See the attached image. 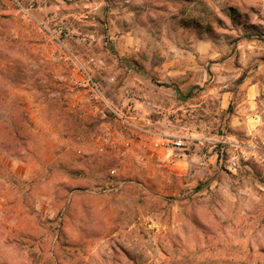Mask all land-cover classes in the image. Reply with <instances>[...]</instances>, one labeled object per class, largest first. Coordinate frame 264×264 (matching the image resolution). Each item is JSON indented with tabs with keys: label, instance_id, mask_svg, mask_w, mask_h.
<instances>
[{
	"label": "rangeland",
	"instance_id": "374dc122",
	"mask_svg": "<svg viewBox=\"0 0 264 264\" xmlns=\"http://www.w3.org/2000/svg\"><path fill=\"white\" fill-rule=\"evenodd\" d=\"M0 264H264V0H0Z\"/></svg>",
	"mask_w": 264,
	"mask_h": 264
},
{
	"label": "crops",
	"instance_id": "0c3cea01",
	"mask_svg": "<svg viewBox=\"0 0 264 264\" xmlns=\"http://www.w3.org/2000/svg\"><path fill=\"white\" fill-rule=\"evenodd\" d=\"M191 56L194 57V53L191 52ZM192 60V58H191ZM193 61V60H192ZM173 63V62H172ZM176 63V62H175ZM171 63L164 64L160 67H153L157 71H166L167 75L171 74L172 76L181 75L182 73H187V81L181 82L179 89L184 88L194 90L193 87L198 85L199 75L197 74V66L193 63H189L188 66H185L181 69L173 68ZM164 73V72H163ZM256 83H249L246 86V94L240 100L232 99V92L223 91L221 94V99L219 100V105L222 109H226L231 106V110L227 116V129L225 134L222 136L225 140L222 143L227 144L230 148H235L236 150H242L243 148H254L253 147V138L258 137V132L260 130V120L261 113L259 112V99H257V88ZM163 88L162 86H159ZM164 89H170L169 86L164 87ZM163 93V91H160ZM165 92V91H164ZM189 93H187L188 95ZM149 95H152L149 92ZM134 101L137 102L136 98ZM197 101V100H196ZM201 101L194 102L192 106H199ZM151 104V103H150ZM152 105V104H151ZM181 108V107H180ZM160 121H153V123H158ZM159 135V134H158ZM249 138L248 144H246L241 137ZM256 148V147H255ZM254 148V149H255Z\"/></svg>",
	"mask_w": 264,
	"mask_h": 264
},
{
	"label": "built area",
	"instance_id": "2783aa9c",
	"mask_svg": "<svg viewBox=\"0 0 264 264\" xmlns=\"http://www.w3.org/2000/svg\"><path fill=\"white\" fill-rule=\"evenodd\" d=\"M90 86L94 90H98V85L94 80H90ZM114 113L116 120L118 121L120 127L127 131L129 134L138 133L139 135L144 136H153L154 132L149 126L141 125L136 122L137 116L135 108L131 105H128L125 108H111ZM167 142L165 146L167 147H178L184 148L186 145L185 141L182 138H177L176 140L165 139ZM234 164V163H233Z\"/></svg>",
	"mask_w": 264,
	"mask_h": 264
}]
</instances>
